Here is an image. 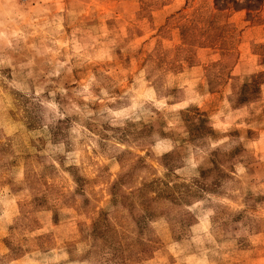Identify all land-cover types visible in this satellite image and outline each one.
I'll return each mask as SVG.
<instances>
[{"label": "rangeland", "instance_id": "374dc122", "mask_svg": "<svg viewBox=\"0 0 264 264\" xmlns=\"http://www.w3.org/2000/svg\"><path fill=\"white\" fill-rule=\"evenodd\" d=\"M43 3L0 0V39L38 31L33 9ZM49 5L53 13L58 5L84 13L66 18L63 43L79 29L82 44L102 31V43L116 44L104 62L84 59L70 43H49L46 52L40 37L31 40L35 49L0 54L7 61L0 63V251L9 250L0 259L39 252L37 259L51 260L63 250L70 259L61 264H264V5ZM141 69L167 107L148 103L138 120L114 117L107 110L131 106L128 89ZM184 79L195 83L199 104L179 107L189 95ZM219 112L224 122L246 113L236 121L245 127L222 131L212 119ZM75 152L79 164L70 162ZM207 213L210 238L199 243Z\"/></svg>", "mask_w": 264, "mask_h": 264}, {"label": "clouds", "instance_id": "9594fccd", "mask_svg": "<svg viewBox=\"0 0 264 264\" xmlns=\"http://www.w3.org/2000/svg\"><path fill=\"white\" fill-rule=\"evenodd\" d=\"M33 13L36 17L37 22H41L38 31H33L28 35H24L22 33L12 32L9 35H4L2 39H0V54L6 53L8 51H15L22 44L26 45L30 48H37L35 43H32L31 40L35 37L41 38V43L45 45L46 52H52V47H47V44H53L59 47H68L69 43L71 47L75 50V53L84 59H87L90 62H104L111 61L113 59V48L116 44L115 40L109 41L108 43H102L104 39L108 37L107 31H102L99 36H93L88 34V40L91 43H81L78 39H76V32L80 31L77 29L72 33V40L68 43L62 42V34L65 32V22L66 18L69 21L74 22L78 16L83 15L82 11H77L75 6H64L58 5L55 8V12L53 13L51 7L49 5V0H44L43 4H38L35 9H33ZM51 17V19H49ZM56 54H59L58 52ZM0 63H7V61H0ZM63 66V65H61ZM59 73H57L58 75ZM135 83L134 85L128 89V92L132 93V102L131 106L122 109L119 112H112L111 109L107 111L111 113L114 117H117L121 120H138L140 117L137 115L138 110L143 109L145 104L151 103L156 107H167V104L163 100H159L156 96L155 89L152 88L147 79V70L141 69L137 70L136 75L134 77ZM95 81V77H91L88 82L84 84L83 92L80 94L83 96L85 100L92 98L91 93V85ZM187 86L188 88V99L184 101L179 107H187L193 103L199 104L200 101L204 98L196 94L192 91L195 86L193 80L184 79L181 87ZM14 87L19 88V85H14ZM106 95V93H105ZM225 106H227V100L224 101ZM50 107H55L54 105H50ZM246 115V113L241 112L237 114L235 117L229 116L227 121H221V117L223 116V112L217 113L212 117L214 121H216V127L221 129L222 131H228L234 124L238 128L245 127L244 124H236L237 120H240L242 116ZM79 135V129L75 130ZM220 143H224V141H220ZM213 147H216L214 144ZM81 153L75 152L70 155V162L72 161V157H76L75 163L79 164V157ZM243 172V169H240ZM242 208L243 205H240ZM7 215V214H6ZM211 213H207L203 218L201 225L196 229L197 236L196 241L202 243L205 239L210 238L211 232ZM10 223V219L7 220ZM178 246H173V251L179 255L177 251ZM9 252L8 249H4L0 251V257L5 256ZM40 255L39 252H34L31 255H25L22 259H13V260H4L0 259V264H61V262H68L69 256L63 250L56 252L54 250V259H37ZM76 264H80V262H76ZM83 264H97L96 261H83ZM199 264H209L207 259H204L199 262Z\"/></svg>", "mask_w": 264, "mask_h": 264}, {"label": "trees", "instance_id": "16d2710c", "mask_svg": "<svg viewBox=\"0 0 264 264\" xmlns=\"http://www.w3.org/2000/svg\"><path fill=\"white\" fill-rule=\"evenodd\" d=\"M246 5L245 7L247 9H257L258 7H261L264 5V0H245ZM237 5H239V2H236Z\"/></svg>", "mask_w": 264, "mask_h": 264}]
</instances>
